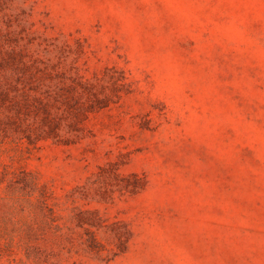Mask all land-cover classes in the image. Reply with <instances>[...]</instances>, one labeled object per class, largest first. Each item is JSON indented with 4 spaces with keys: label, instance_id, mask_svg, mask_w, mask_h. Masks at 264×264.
Listing matches in <instances>:
<instances>
[{
    "label": "rangeland",
    "instance_id": "obj_1",
    "mask_svg": "<svg viewBox=\"0 0 264 264\" xmlns=\"http://www.w3.org/2000/svg\"><path fill=\"white\" fill-rule=\"evenodd\" d=\"M0 264H264V0H0Z\"/></svg>",
    "mask_w": 264,
    "mask_h": 264
}]
</instances>
